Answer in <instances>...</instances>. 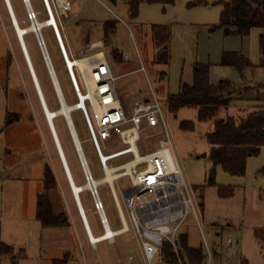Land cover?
Masks as SVG:
<instances>
[{"label":"rangeland","instance_id":"obj_1","mask_svg":"<svg viewBox=\"0 0 264 264\" xmlns=\"http://www.w3.org/2000/svg\"><path fill=\"white\" fill-rule=\"evenodd\" d=\"M132 1L134 0H117L115 5L109 0H71L76 17L68 25L70 40L77 50L86 47L88 42L106 40L109 44L106 43L109 58L113 50H118L123 58L127 57V60L124 59L121 63H111V67L114 76L119 77L116 81V90L129 114L136 99L150 93L151 89L156 92L168 121L176 163L185 181L195 191L200 204V214L189 215L181 228V233L188 238L189 246L193 249H202L204 256H207L209 249L212 253L210 264H264V242L255 234L256 230L264 229V178L260 174L264 168V147L258 156L249 158L246 175L236 177L225 173L219 167H214L209 160L211 145L207 140V134L214 129L217 120L227 116L239 117L243 110L251 112L264 107V89L252 90L234 97L228 114L226 110H222L216 118L207 122L198 121V110L194 107H184L176 113L169 112V108L167 110L168 96L177 94L182 84L193 83V70L197 64L211 66L212 84L230 80L237 88L264 85V54L260 46L264 29H254L246 37L228 35L223 28H218L222 11L221 5L216 4L219 0H210L209 6L195 7L190 6L195 0H176L173 5L167 6L142 2L137 20H132L130 16ZM107 23H114L115 26V30L108 34L105 33ZM154 25L166 26L170 31L166 43L170 55L168 66L154 64L155 47L150 33ZM148 31L149 35H146ZM43 37L53 62L56 60L64 62L53 30H44ZM32 38L34 39V36ZM27 42L31 46L29 38ZM29 51L41 79L44 66L34 41ZM224 52L242 53L250 60L252 67L245 69L241 74L234 67L222 66ZM7 56L8 59L11 58ZM141 63L145 67V72L137 71ZM21 67V72L19 70L14 72L13 64L11 65L10 77L13 86L9 90L1 84L3 81L0 75V218H4L0 220V247L5 245L13 249L11 255L2 254L0 249V264H13L15 256L19 264H47L50 257L52 260L54 256H59V251H52L48 244L49 233L45 230L42 236L37 229L36 218L29 222H22L19 218H23L20 215L22 210L26 218L31 215L33 218V214L35 217L38 206L37 199L30 201L29 181L35 178L33 176L35 168L34 165L31 167V159L43 151L48 161L50 155L55 157L58 170L61 167L44 119L40 116L39 121L35 120L34 127L30 125L31 116L28 117L30 107L38 111L40 106L25 66ZM64 75L66 78L69 77L68 71ZM59 77L62 81V72H59ZM65 84L63 83L64 88ZM67 84L68 88L65 89L67 101L75 102L69 78ZM43 87L45 88L44 82ZM50 94L46 93L50 106L58 109L56 98ZM18 110L22 113V118L18 123L11 124L8 114L10 113V117L13 118V114ZM73 121L83 143L91 172L96 180H102L105 172L99 153L90 139L82 112H75ZM186 122L194 123L195 128L183 129L182 124ZM57 130L70 164L74 169H78L79 163L62 118L57 120ZM161 138H165L161 128L151 129L144 125L142 141L148 152H154L159 148ZM115 142L111 140L106 143L108 151L112 153L111 160L108 159L109 164L118 166L130 161L131 154H127L122 147L117 149L121 143ZM138 147L141 154H144L142 143H138ZM32 182L38 183L37 180ZM130 186L127 177L114 183L122 204L123 193ZM220 186L232 188L233 195L222 198L218 190ZM111 187L108 183L103 184L99 187V194L108 219L111 223L116 222L120 228L119 213ZM59 199L62 201L61 195ZM84 203L86 208L92 206V202ZM71 230L73 232L70 236H67V232L65 234L68 239L65 240V244L69 243L72 249L67 264H83L78 250L74 249L75 243L79 245L78 233L74 228ZM72 235L74 243L70 240ZM116 247L123 250L122 261L133 256L136 264L138 246L133 232L130 231L118 238ZM39 259L44 263H40ZM208 262L207 256L204 264ZM48 264H51V261ZM152 264L160 263L156 260Z\"/></svg>","mask_w":264,"mask_h":264},{"label":"built area","instance_id":"obj_2","mask_svg":"<svg viewBox=\"0 0 264 264\" xmlns=\"http://www.w3.org/2000/svg\"><path fill=\"white\" fill-rule=\"evenodd\" d=\"M50 1L60 16L68 14L69 4L67 0ZM25 3L27 5L28 21L34 27L35 24L39 23L38 15L29 6V0H25ZM42 25L44 26V24ZM43 26L38 31L34 30L33 32L37 37L44 61L48 65L50 57L42 36ZM75 68L77 69V78L70 70L77 96V101L72 111H80L84 116L90 139L99 153L105 172L103 179H106L107 170L109 169L115 177L114 183L125 177L130 181V188L123 193V204L119 201L112 187L114 201L124 228L125 223L122 214H124L126 223L129 225L127 231L133 232L140 245L146 264H152L156 260L160 264L164 263V248L166 245L171 248L172 254L175 255L180 264H185V262L189 264L181 241V228L189 215L194 214L197 216L200 214V204L195 191L185 181L176 163L172 151L168 121L164 114V108L155 92L151 90L146 97L135 101L132 112L129 115L116 91L117 78L105 61L99 60L98 64L92 67L89 73L80 70L77 66ZM142 70L144 71V69ZM81 95L88 102L96 100L103 109L102 114L98 115L91 103L87 106L86 111L79 107ZM168 108L169 106L167 105V110ZM128 124L131 126L127 127ZM68 125L72 133L71 125L69 123ZM144 125L151 129L161 128L163 130L165 138L159 140V148L154 152H148L143 144L142 131ZM72 137L76 143L73 133ZM111 140H119L121 146L117 147V149L122 147L127 154H131L132 159L118 166L109 164L108 159L111 160L110 155L112 153L108 151L106 143ZM138 143H142L144 154H141ZM135 148H137L138 153ZM77 152L85 173L87 185H89L90 181H93V175L87 162H83L78 147ZM133 163L137 164V168L130 170L128 166ZM88 190L94 200L95 211L100 216L102 224L106 227L108 220L104 204L100 198L99 188L90 187ZM198 223L201 226L200 219H198ZM124 228L119 234L125 232ZM229 242L231 243V240ZM208 258V264H210L212 255L209 251ZM132 259L130 257L129 261H132Z\"/></svg>","mask_w":264,"mask_h":264},{"label":"crops","instance_id":"obj_3","mask_svg":"<svg viewBox=\"0 0 264 264\" xmlns=\"http://www.w3.org/2000/svg\"><path fill=\"white\" fill-rule=\"evenodd\" d=\"M67 1L69 4V11H68V14L65 16H60L56 12V10L52 6L50 0H29V6L33 9V11H35L37 13L38 22H40L41 24H44V26L42 28V36H43L44 30L52 29L53 33L55 34L56 39L60 45L61 52H62L63 57H64V62H59L58 60H56V62H53L51 55L48 51V48H47V51H48L52 66L54 68V71L56 73L57 80L59 82L62 94H63L64 99H65V102H66V104L73 107L77 101V96L75 94L73 83H72V88H73V92L75 95V102L68 103V101L66 99L67 97H66L65 89L68 88V86H67L68 85L67 84L68 78H69V82H72L70 70L75 75V77L77 78V69L75 68L76 66H73V68L70 69V67L68 66L69 64H67L68 60H73V61L74 60H88L89 61L88 67H86V69L83 71L86 73H89L88 70L90 69V71H91L92 67L96 66L98 64L99 60L105 61L111 67V63H121L124 59L127 60V57L123 58V56L119 53L118 50L117 51L113 50L112 51L113 54H112L111 58H109L107 56V50L108 49L106 48L107 47L106 43L108 44V42L106 40L105 41L104 40H98L95 42L94 41L88 42L89 41V39H88L87 46L83 47L80 50H77L75 48L73 42L70 40V35H69V31H68V25L74 20V18L76 17V14L73 13L74 9H73L71 0H67ZM115 5H117V0H116ZM52 20L54 21V25L51 24V22H50ZM30 26L31 25L28 21L27 5L25 3V0H0V60H2V61H0V64H1L0 65V75H1V78L3 81V82H1V84L5 85L4 86L5 89L9 90L10 88H12L13 83L11 82V77H10L11 65L13 64L14 72H16L17 70H19L21 72L22 71L21 65L25 66V69H26V71L30 77V80H31V83H32V86H33V89L35 92V97H36V99L39 103V106H40V109L38 111L35 108L30 107V111H31L30 113L31 114L30 113L28 114V117L31 116L30 117V119H31L30 125L32 127H34L35 126V120L39 121L40 116L44 119V121L47 124L48 130L50 132L52 143H53L55 151H56V157L59 160L60 167H61V169L58 170V168L56 167V164H55V157L53 155H50V160L48 161V159H47V157H45V154L43 151L40 153L39 156L32 158L31 161L29 159L30 163H32L31 167L34 165L33 167L35 168V171H34L35 173L33 175L35 178H33V179L31 178L32 180L29 181L30 192H31L30 193V201L33 202L34 198H35V199H37V204H38V197L41 194H43L45 191V185H44L45 170L47 167H50L53 174H54V177H55V180L57 183V187L55 189L49 191V202L52 205L54 215L62 214L63 215L62 221L67 219L68 223H67V225H64V226L58 225V226L51 227V228L44 227L42 222L39 221L37 218L38 206H37V210L35 212V217L33 214V218H32V215L29 218H26L23 214L24 211L22 210L20 212V215H22L21 217H23V218H19V220L22 222H29V221H32V219L34 220L36 218V220H37L36 226H37V229L42 234V236H44L45 230H47V232L49 233L48 236L50 237V241L48 244H50L51 250L52 251H54V250L59 251V256L58 257L54 256V258L52 260L50 257L48 259V263H49V261H51V264H53L54 260L63 259V258H59V257H69V256L71 257L72 249H71L69 243L65 244V240L68 241L67 236H70V233L73 232L71 230V228H74L76 230V232L78 233L77 235L79 238V245H77V243H75L74 249L78 250V253L80 255V258L82 259L83 264H135V258L133 256H129L126 260L122 261L121 258L123 257V250L116 247L117 239L120 238L122 235H125V233H128L130 231H126L122 234H117L114 237V239L112 238V240L111 239L110 240L103 239L104 235L107 233V228L102 224L100 216L95 211L94 200L91 196L90 191L88 189H85L84 191H81L79 197H77L75 192L73 191V188L71 187L72 185L70 182V177H68L69 175H67L65 167H64L62 161L59 159V156L57 153L58 147H57V144H55V140H54V137L52 134V130L49 127V123L47 121V117H46V115L44 113L45 111L43 109V107L46 103V105L48 106L50 111H58L61 108V102L59 100V95L55 89V86H54L53 80L51 78V75L49 73L48 67L44 61L42 52L39 48L36 35L34 34V32L32 33L30 31L29 33L24 34L23 35L24 37L21 38L19 35V32H18V28L29 29ZM150 33H151V31H150ZM146 35H149V31H148V33H146ZM32 36H34V39L32 38ZM28 38H29L31 46L28 45V42H27ZM43 39H44V37H43ZM33 41H34L35 46H37V48H38V52L40 54V57H41V60H42L43 66H44V72L43 73L40 72L41 73V79L39 78V75L37 72L38 70H37L36 66L34 65L33 58H32L31 53L29 51V47L32 48ZM12 43H13V45H12ZM116 52L119 55H121L119 57V59H115V53ZM7 55H9L11 58L8 59ZM100 56H102V57H100ZM79 69L82 70L81 68H79ZM111 69H112V67H111ZM142 69H144V71ZM66 71H68V75H69V77H67V78H66V75H64V73ZM137 71L138 72H145L146 71L145 67L143 66L142 63H141L140 69H138ZM59 72H62V81H63V83H66L65 88L63 86L62 81H60ZM116 78H119V77H116ZM37 80H38V82H37ZM43 82L45 83V88L43 87ZM38 87H39V89H38ZM151 90H153V89H151ZM151 90H150V92H151ZM4 92H5V90L3 91V93ZM46 93H48L49 95H51L50 93H52L53 97L56 98L58 105H59L58 109H54L50 106V104L46 98ZM117 94H118V97L120 99L118 92H117ZM148 94H145L142 98L136 99L135 101L143 99ZM155 94H156V92H155ZM156 96H157V94H156ZM5 97H6V94H5ZM120 101L122 103L121 99H120ZM43 103H44V105H43ZM122 105H123V103H122ZM123 107H124V105H123ZM124 109L129 114V112L127 111V109L125 107H124ZM132 109H133V107H132ZM75 112H80V111H72L71 112V114H72L71 115V121L73 123L74 131L77 133V130H76V127H75V124L73 121V114ZM131 112H132V110H131ZM226 114H228V111L226 112ZM13 115H14V117H13L14 119L11 120V122H10L11 124L18 123L23 116L22 113L20 112V110L16 111ZM10 116H11V114L9 113L8 117H10ZM60 118L63 119L65 126L68 130V133H69V136H70V139L72 142V146H73L75 155H76L78 163H79L78 169H74L73 166L70 164L69 159H68L67 154H66L67 161H68V164H69V167L71 170V174L73 177V181L75 184H77V186L85 187L87 184L85 173H84V170L81 166L80 158H79V155L77 152V145H76V143L72 137V133L70 131V127L67 123V120L61 116L55 118L54 119L55 128H57V120ZM56 131H57V129H56ZM2 132H3V130L1 131V133ZM24 135L26 136L25 133H24ZM76 135H77V139L79 141L80 138H79L78 133ZM58 136H59L60 142L62 144V147L64 149V152L66 153L65 147H64V144L62 143L60 135L58 134ZM80 142H81L80 144L82 145L81 150L83 153L84 152L83 143L81 140H80ZM114 143H116V142L114 141ZM142 148H143V145H142ZM84 155H85V152H84ZM85 157H86V155H85ZM88 167H89V170L91 172L89 164H88ZM64 173H66V174H64ZM93 178H94V176H93ZM33 180H37L38 183H33L32 182ZM27 182H25V183H27ZM114 190L116 192L115 188H114ZM112 194H113V192H112ZM116 194H117V192H116ZM60 195H61L62 201H60V199H59ZM117 197H118V195H117ZM84 201H86V203L92 202V206H90V207L88 206V208H86ZM119 201H120V199H119ZM105 214H106V211H105ZM106 218L108 220L110 228L113 231H115V232L119 231L120 232L124 228L123 223H122L121 218H120V215H119V219H120V223H121L120 228L117 227L116 222H114V223L110 222L107 214H106ZM0 220L2 221V220H4V218L1 217ZM60 221H58V222H60ZM53 222H54V220H53ZM128 229H129V225H128ZM66 232H67V236H65ZM183 235L184 234L182 233V236ZM92 236L97 237V238L95 237L96 241H94L92 239ZM134 238H135V236H134ZM55 239H57V241H55ZM70 240L73 243L75 242L73 235L71 236ZM0 241H1V237H0ZM135 241L137 242V246H138V250H136V256H137L136 264H146V261H145V258L143 256V253L141 251L140 245H139L136 238H135ZM67 245H68V247H67ZM188 246H189V244H188ZM208 251L210 252V250L209 249L207 250V256H208ZM211 255H212V253H211ZM130 257L133 258L132 261H129ZM13 260H14L13 264H19V262H16V260H17L16 256L14 257ZM40 263H44V261H42V259H41ZM188 263L191 264L189 260H188ZM164 264H180V263L179 262L169 263L164 259ZM185 264H187V263L185 262Z\"/></svg>","mask_w":264,"mask_h":264},{"label":"trees","instance_id":"obj_4","mask_svg":"<svg viewBox=\"0 0 264 264\" xmlns=\"http://www.w3.org/2000/svg\"><path fill=\"white\" fill-rule=\"evenodd\" d=\"M176 0H134L130 5L132 20L139 17V9L142 2L149 4L173 5ZM210 0H195L192 7L209 6ZM221 5L220 25L228 35L237 34L242 37L249 36L254 29H264V0H219ZM115 30L114 23H107L105 33ZM170 31L166 26L154 25L151 29V39L155 47L154 64L168 66L170 62L169 49L166 43ZM261 51L264 54V35L260 38ZM121 55L115 53V59ZM221 65L234 67L241 74L252 67L248 58L239 52H224ZM210 65L197 64L193 70V83L182 84L180 91L170 95L167 100L169 112L176 113L184 107H194L198 110V121L207 122L216 118L222 110L228 111L234 97L242 96L252 90L264 89V85L254 88H237L230 80H221L217 84L210 82ZM166 75V74H165ZM72 85V82H71ZM67 99V98H66ZM12 120V117H9ZM182 128L193 130L194 123H183ZM207 140L211 145L209 160L215 168H221L225 173L244 177L247 171V163L250 157L258 156L264 147V107L249 112L243 110L239 117L227 116L215 123L214 129L207 134ZM66 154V153H65ZM264 178V168L260 171ZM213 183V182H212ZM45 191L38 197L37 218L46 228L67 225L68 220L62 221L63 215H54L49 202V191L57 187L54 174L47 167L44 174ZM215 185V183H213ZM219 194L222 198L233 195V189L220 186ZM54 220V222H53ZM61 220V221H60ZM60 221V222H58ZM256 237L264 242V229L256 230ZM184 254L191 264H204L206 256L202 249H192L188 246L186 235L181 237ZM2 254L11 255L13 249L9 246L0 247ZM165 260L169 263H177V258L172 254L168 245L164 248ZM68 257L57 259L53 264H67Z\"/></svg>","mask_w":264,"mask_h":264},{"label":"bare ground","instance_id":"obj_5","mask_svg":"<svg viewBox=\"0 0 264 264\" xmlns=\"http://www.w3.org/2000/svg\"><path fill=\"white\" fill-rule=\"evenodd\" d=\"M51 24L54 25V21H50ZM20 26V25H19ZM43 25L39 22L38 24H35L34 27L30 26L29 29H21V28H18V32H19V35L21 38H23L24 34L26 33H29L30 31L33 33L34 30H37L42 27ZM22 27V26H21ZM102 57V56H100ZM32 62V61H31ZM88 60H68V64H69V67L70 69L73 68V66H77L79 68H81L82 70H85L86 67H88ZM32 68V67H31ZM32 70V69H31ZM90 72V69L88 70ZM54 76V75H53ZM36 77V76H35ZM38 82V80H37ZM39 89V87H38ZM41 89V88H40ZM44 95V94H43ZM44 97V96H43ZM42 101V100H41ZM45 103V102H44ZM43 103V105H44ZM61 103H62V106L61 108L58 110V111H50L48 106L44 105L43 109H44V113L47 117V121L49 123V127L50 129L52 130V134H53V137H54V140H55V144H57V147H58V150H57V153H58V156H59V159L62 161L65 169H66V172H67V175H69L68 177H70V182H71V187L73 188V191L75 192L76 196L79 197L81 191H84L85 189H89L90 187L94 188V187H97L99 188V186H102L103 184L105 183H108L110 184L113 189H114V179L115 177L111 174L110 170L108 169L107 170V177L106 179H103V180H96L95 178H93V181H90V184L87 185L85 187H80V186H77V184L74 183L73 181V177H72V174H71V170H70V167H69V164H68V161H67V157H66V154L64 152V149L62 147V144L60 142V139H59V136L57 133L58 130L56 131L57 128H55V125H54V119L61 116V117H64L65 119L68 120V123L71 125V130H72V133L75 137V140H76V144L78 145L79 147V150H80V153H81V158L83 160V162H87L88 164V161L84 155V152H83V155H82V152H81V147L82 145L80 144V140L78 141V139L76 138L75 134H77L76 132H74V129H73V126L71 124V120H70V112L74 109L72 106L68 105V104H65L64 101L61 99ZM89 103H91L94 108H95V111L98 115L102 114L103 112V109L102 107L100 106V104L96 101V100H90V102H88L87 99H85L82 95L80 97V101H79V107H81L82 109H84L86 111V108L87 106L89 105ZM75 111V110H74ZM72 115V114H71ZM57 149V148H56ZM136 152H137V148H135ZM138 153V152H137ZM104 161V160H103ZM130 170L132 169H136L137 168V164L136 163H133L131 165L128 166ZM87 169V168H86ZM66 174V173H64ZM119 199V198H118ZM79 201V200H78ZM78 203V202H77ZM82 203V202H81ZM85 211V210H84ZM79 212V211H78ZM82 213V212H81ZM87 214V213H86ZM123 216V219H124V223H125V228H124V231L126 232L128 230V224L126 223V219H125V216L124 214H122ZM85 218V217H84ZM86 219V218H85ZM90 227V226H89ZM106 228H107V233L104 235L103 239H110L112 240V238L114 239V237L119 234V231H113L110 226H109V223L107 224L106 223ZM122 232V231H121ZM88 236V235H87ZM96 237V236H95ZM92 236V239L94 241H96V238ZM116 239V238H115ZM89 240V239H88ZM102 240V239H101ZM100 240V241H101ZM115 241V240H114Z\"/></svg>","mask_w":264,"mask_h":264},{"label":"water","instance_id":"obj_6","mask_svg":"<svg viewBox=\"0 0 264 264\" xmlns=\"http://www.w3.org/2000/svg\"><path fill=\"white\" fill-rule=\"evenodd\" d=\"M109 1H111L112 3H116V0H109ZM48 65H47V67H48V70H49V73H50V75H51V78H52V80H53V83H54V86H55V88H56V91H57V93H58V95H59V97H60V101H61V99L64 101V103L66 104V102H65V99H64V96H63V94H62V91H61V88H60V85H59V82H58V80H57V76H56V73H55V71H54V68H53V66H52V63H51V61H50V59L48 60V63H47ZM54 75V76H53ZM61 106H62V103H61ZM72 112V111H71ZM71 112H70V120H71ZM71 124H72V126H73V123H72V121H71ZM73 129H74V127H73ZM75 132V131H74ZM75 136H76V134H75ZM77 147H78V145H77ZM78 149H79V147H78ZM81 152H82V150H81ZM79 153H80V150H79ZM81 154V153H80ZM82 155H83V153H82ZM81 156V155H80ZM108 224V223H107Z\"/></svg>","mask_w":264,"mask_h":264}]
</instances>
